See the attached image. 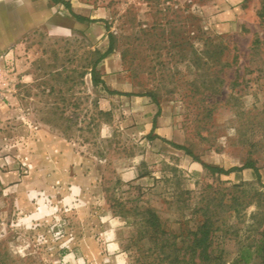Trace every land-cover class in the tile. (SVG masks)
<instances>
[{
    "label": "rangeland",
    "instance_id": "rangeland-1",
    "mask_svg": "<svg viewBox=\"0 0 264 264\" xmlns=\"http://www.w3.org/2000/svg\"><path fill=\"white\" fill-rule=\"evenodd\" d=\"M91 1L103 6L93 13L102 38L60 14L69 33L38 28L8 56L10 87L0 89L6 264H141L148 243L137 241L138 211L175 220L190 210L172 204L206 185H242L239 234L255 222L261 231L253 169L213 174L172 144L224 169L252 160L264 184V0ZM111 36L113 53L102 59ZM94 65L108 89L93 85ZM159 109L172 131L151 138ZM87 238L96 257L83 249Z\"/></svg>",
    "mask_w": 264,
    "mask_h": 264
},
{
    "label": "trees",
    "instance_id": "trees-1",
    "mask_svg": "<svg viewBox=\"0 0 264 264\" xmlns=\"http://www.w3.org/2000/svg\"><path fill=\"white\" fill-rule=\"evenodd\" d=\"M56 1L70 8L64 0ZM71 14L79 21L95 22L72 12ZM260 16L264 18V2ZM113 50L111 36L110 46L101 58H106L113 53ZM91 80L95 86L107 87L104 80L97 75L96 65L92 67ZM110 93L123 96L139 95L115 91H110ZM144 95L154 99L152 94ZM159 114L160 109L156 116ZM154 128H156V117L153 130ZM150 137L157 138L158 136L151 133ZM172 145L185 151L187 155L192 156L195 161L200 162L213 174L229 175L235 171L253 169L257 177V184L262 188L260 195L264 197V184L254 161L249 160L241 167L224 169L201 162L183 145L174 143ZM241 188L242 185H234L231 188L218 186L217 189H212L211 185H206L197 197H192L191 192L185 191V199L177 200L172 205L176 210L188 209L190 213L182 212L181 216L175 220L173 218L163 220L157 210L150 208L138 211L137 214L141 215V218L136 221V224L140 225L137 241L145 239L148 243V246L141 252L143 255L141 259H138V262L141 264H249L257 260L259 264H264V228L261 231L258 230L260 227L258 222L249 224L246 226V236L239 234L240 230L237 228L242 211L247 206L245 200H242L243 197L237 193ZM231 190L235 192L228 196L226 191L231 192ZM236 220L238 222H235ZM167 222L178 224V231L171 230ZM254 233L259 235L258 238L254 236ZM232 241L236 245L234 251H231L230 247L227 248V245ZM7 257L8 253H2L0 249V264H6Z\"/></svg>",
    "mask_w": 264,
    "mask_h": 264
},
{
    "label": "crops",
    "instance_id": "crops-1",
    "mask_svg": "<svg viewBox=\"0 0 264 264\" xmlns=\"http://www.w3.org/2000/svg\"><path fill=\"white\" fill-rule=\"evenodd\" d=\"M70 6L67 8L63 3L56 0H0V54L12 53L23 44L24 40L35 30L45 27L53 34L69 33L68 25L60 23L59 15L72 17L73 25L76 24L71 12L75 15L89 20H96L93 13L102 10L91 0H64ZM83 22V23H82ZM78 22L82 26H90L99 33V38L105 34V27L100 22ZM156 120L154 135L164 136L172 131L165 123L166 114L160 112ZM36 215H39L37 213ZM39 217V216H38ZM83 249L95 257L99 252L98 246L90 238L83 240ZM111 249H116L114 243H109ZM115 255V253H114ZM118 259H123L121 253L117 254Z\"/></svg>",
    "mask_w": 264,
    "mask_h": 264
},
{
    "label": "built area",
    "instance_id": "built-area-1",
    "mask_svg": "<svg viewBox=\"0 0 264 264\" xmlns=\"http://www.w3.org/2000/svg\"><path fill=\"white\" fill-rule=\"evenodd\" d=\"M178 1V0H175ZM10 53H2L0 54V89H4L6 91L9 90V79H8V74L10 72H12L13 69V61L8 58ZM5 62H7V66L6 65H2V63L4 64ZM6 66V67H5Z\"/></svg>",
    "mask_w": 264,
    "mask_h": 264
}]
</instances>
